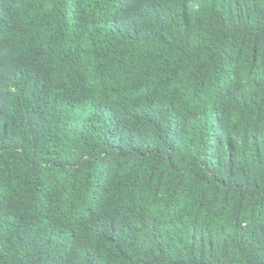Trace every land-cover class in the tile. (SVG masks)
I'll use <instances>...</instances> for the list:
<instances>
[{
	"label": "trees",
	"instance_id": "1",
	"mask_svg": "<svg viewBox=\"0 0 264 264\" xmlns=\"http://www.w3.org/2000/svg\"><path fill=\"white\" fill-rule=\"evenodd\" d=\"M0 264H264V0H0Z\"/></svg>",
	"mask_w": 264,
	"mask_h": 264
}]
</instances>
